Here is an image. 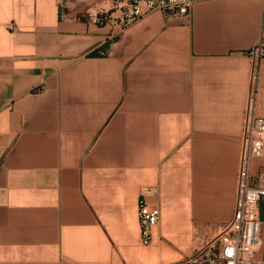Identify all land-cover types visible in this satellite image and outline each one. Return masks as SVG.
<instances>
[{"label": "crops", "instance_id": "1", "mask_svg": "<svg viewBox=\"0 0 264 264\" xmlns=\"http://www.w3.org/2000/svg\"><path fill=\"white\" fill-rule=\"evenodd\" d=\"M118 14L0 0V264H174L234 215L264 0ZM250 173L264 185V157ZM142 196L161 211L149 243ZM259 217L264 264V196Z\"/></svg>", "mask_w": 264, "mask_h": 264}, {"label": "built area", "instance_id": "2", "mask_svg": "<svg viewBox=\"0 0 264 264\" xmlns=\"http://www.w3.org/2000/svg\"><path fill=\"white\" fill-rule=\"evenodd\" d=\"M92 21H110L117 11L114 24L123 28L131 21L154 10L167 17L190 16L195 0H79ZM96 8L97 13H91ZM110 13V16H109ZM14 28V25H10ZM252 61L251 92L244 123L243 148L238 169L235 211L232 219L221 226L214 238L204 247L174 264H261L258 253L263 247L259 202L264 196V185L252 183L250 167L254 157H264V117L255 112V101L260 65L264 60V34L250 49ZM138 217L144 243L153 239L161 217L159 207L146 196L139 199Z\"/></svg>", "mask_w": 264, "mask_h": 264}]
</instances>
